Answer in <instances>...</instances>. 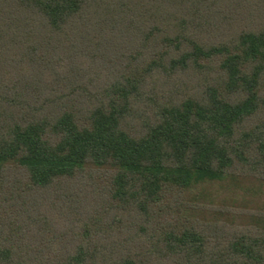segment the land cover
<instances>
[{
    "label": "trees",
    "instance_id": "1",
    "mask_svg": "<svg viewBox=\"0 0 264 264\" xmlns=\"http://www.w3.org/2000/svg\"><path fill=\"white\" fill-rule=\"evenodd\" d=\"M0 264H264V0H0Z\"/></svg>",
    "mask_w": 264,
    "mask_h": 264
}]
</instances>
